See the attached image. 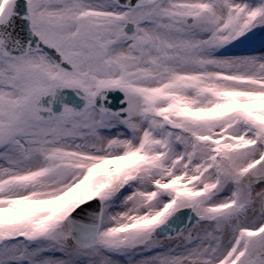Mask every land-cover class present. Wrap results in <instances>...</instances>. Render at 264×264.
<instances>
[{"label":"snow or ice","instance_id":"obj_1","mask_svg":"<svg viewBox=\"0 0 264 264\" xmlns=\"http://www.w3.org/2000/svg\"><path fill=\"white\" fill-rule=\"evenodd\" d=\"M0 264H264V0H0Z\"/></svg>","mask_w":264,"mask_h":264}]
</instances>
